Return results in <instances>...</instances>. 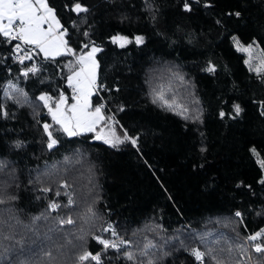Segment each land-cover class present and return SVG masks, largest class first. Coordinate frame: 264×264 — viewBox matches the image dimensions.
Masks as SVG:
<instances>
[{"label":"trees","instance_id":"16d2710c","mask_svg":"<svg viewBox=\"0 0 264 264\" xmlns=\"http://www.w3.org/2000/svg\"><path fill=\"white\" fill-rule=\"evenodd\" d=\"M45 1L70 54L0 32V264H264V0ZM90 46L110 140L47 111Z\"/></svg>","mask_w":264,"mask_h":264},{"label":"rangeland","instance_id":"374dc122","mask_svg":"<svg viewBox=\"0 0 264 264\" xmlns=\"http://www.w3.org/2000/svg\"><path fill=\"white\" fill-rule=\"evenodd\" d=\"M36 3L32 4L34 11H37L38 17L44 22L46 27L41 30L33 31L31 36L36 40L41 39V33H49V38L44 42L40 49L49 50L51 56H60L62 53L63 43L59 41L63 38V31L60 24L55 17L53 10L46 4L45 0H35ZM23 0H0V32L5 33L14 25H18V31L21 29L22 24L16 17V11L20 7ZM31 2H29L30 4ZM56 31L57 33H53ZM5 35V34H4ZM231 41L234 48L243 53V62L246 67L255 73L264 72V53L255 42L242 43L238 38L233 35ZM97 47L90 46L89 49L78 54L74 58L76 64L74 72H71L67 77V83L74 86L78 95L76 97H68L61 95L53 106H48L47 111L51 118L56 121L66 134H73L75 132H86L95 128L99 123V131L96 136L98 139L110 140L114 137V132L111 129V122L102 125L103 112L102 110L92 107V97L95 94L91 86V80L96 77L97 62L95 59V52ZM39 97L47 102L46 93H40Z\"/></svg>","mask_w":264,"mask_h":264},{"label":"crops","instance_id":"0c3cea01","mask_svg":"<svg viewBox=\"0 0 264 264\" xmlns=\"http://www.w3.org/2000/svg\"><path fill=\"white\" fill-rule=\"evenodd\" d=\"M29 2H31V3L29 4ZM35 3H36L35 0H23V3H20V5H19L20 7L16 11L15 17L22 24L21 29H19V31H18V33H19L18 40L22 44H24L25 46L33 48V50H36V52L40 53L42 56L53 57V56H51V54H53V53H50L49 50H42L41 51V49H40V46L44 43L42 41L48 40V38L50 36L49 33H47L45 35L41 33V36H43V37H41V39H38V40H36L34 37L31 36V33L33 31H37V30L40 31L42 27H46L44 22L41 21L40 18L38 17L39 15H38L37 11H34V8L32 7V4H35ZM6 29H5V31H6ZM5 31L4 32L2 31V33L5 34ZM53 33L56 34L57 32L54 31ZM59 41H61V43H63V47H64V49L61 50L63 52L60 53L59 55L70 54V50L65 45L64 39L62 40L60 38ZM55 56H57V55H55ZM74 69L75 68H73L71 70V72H74L73 71ZM253 73H255V72H253ZM256 74H258V73H256ZM95 78H93V79H95ZM68 86H70V85L68 84ZM92 107H95V105H93V97H92Z\"/></svg>","mask_w":264,"mask_h":264},{"label":"built area","instance_id":"2783aa9c","mask_svg":"<svg viewBox=\"0 0 264 264\" xmlns=\"http://www.w3.org/2000/svg\"><path fill=\"white\" fill-rule=\"evenodd\" d=\"M18 25L14 24L6 33L5 36L12 40V46H11V53L13 56L14 61H26L30 54L33 51V48L25 46L22 44L19 40V33H18ZM34 71V62H29L28 67L23 70V73H31ZM91 86L95 91L94 96L96 97L95 107L99 110H103L106 107V102L102 98V95L100 93L101 86L98 82V80L95 78L91 80ZM61 95H66L67 97H76L78 95L77 91L74 89L73 86H69V93H61ZM237 214V213H236ZM198 262L202 263L203 260V253L198 252Z\"/></svg>","mask_w":264,"mask_h":264}]
</instances>
